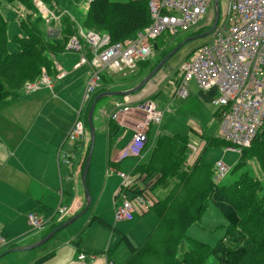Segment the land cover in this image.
Listing matches in <instances>:
<instances>
[{
    "label": "built area",
    "instance_id": "2783aa9c",
    "mask_svg": "<svg viewBox=\"0 0 264 264\" xmlns=\"http://www.w3.org/2000/svg\"><path fill=\"white\" fill-rule=\"evenodd\" d=\"M39 11L52 21L59 22V16L51 12L40 0L36 2ZM150 24L139 31L128 44L112 42L107 33L81 29L72 36L67 51H83L87 46L89 55L82 53L81 65H88L90 71L85 85L83 102L89 100L104 88L103 73H119L122 67L136 68L139 61L154 55L155 42L165 32L176 35L185 30H198L206 23L212 26L214 15L209 10L214 0H149ZM221 16V20H220ZM211 38L200 46L189 58L174 70L167 79L171 86V97L187 98L189 83L195 82L201 93L210 94L211 103L220 115V138L229 142L227 149L241 152L249 148L264 125V0H227L226 11L221 15ZM210 30V29H209ZM62 73V68L57 65ZM51 77L43 73L40 79L27 82L24 86L31 93L43 86L51 87ZM103 92V91H101ZM79 116V115H78ZM164 111L153 100L141 104H118L110 114V120L125 133H131L128 143L115 147L112 153L114 163L128 157L141 158L150 145V133L154 126H160ZM85 135L83 121L77 117L68 134L71 141H79ZM155 141L152 142V145ZM62 158L69 165L71 161ZM214 180L219 183L229 172L221 161L213 166ZM122 183L118 195L137 185L136 174L116 171ZM146 186L132 198L123 197L115 206L116 221H128L136 210L148 212L155 204V196ZM66 206H60L56 214L63 215ZM32 230L44 229L47 221L32 213L29 216ZM10 241L0 235V251L8 248ZM96 253L80 252L78 259L94 262Z\"/></svg>",
    "mask_w": 264,
    "mask_h": 264
},
{
    "label": "trees",
    "instance_id": "16d2710c",
    "mask_svg": "<svg viewBox=\"0 0 264 264\" xmlns=\"http://www.w3.org/2000/svg\"><path fill=\"white\" fill-rule=\"evenodd\" d=\"M40 1L55 15L60 16L57 25L58 36L49 35L48 27L52 28L55 21H52L53 24L47 22L39 11L37 0H5L9 4L19 2L27 10L26 15L19 21L23 36L14 38V42L20 47L17 52L8 50L7 22L4 13L0 11V110L11 102V98L19 96L26 82L40 79L43 73L50 76L57 71V57L67 52V43L72 36L79 34V25L86 30L109 34L112 42L128 44L151 22L149 0ZM86 3L88 8L84 9L86 13L82 22L67 14L71 8ZM65 11L66 14H61ZM201 29L196 30L195 34L200 33ZM155 45L156 50H160L158 40ZM84 47L89 55L87 46ZM170 50L161 49L160 56L155 62L151 58L139 61L133 75L123 77L124 80L120 82L135 77L141 81ZM119 75L123 74L103 73L102 80L105 85L101 91L112 90L108 85L113 83L112 78ZM208 96L210 98V94ZM101 99L98 100L96 108ZM216 116L219 120L218 112ZM110 124V128L115 132L118 127L114 122ZM113 132L110 133V138L114 135ZM202 136L206 140L204 151L207 147L231 146L218 136L206 133ZM256 143L260 153L264 155V125L252 145L241 151L235 168L243 165L251 157H257L251 152ZM89 148L90 146L87 156ZM189 152L188 136L162 132L153 146L149 161L138 164L135 172L147 175L153 184L152 190L161 188L167 191V194L150 209L158 217L157 225L138 247L129 243L130 255L123 264H209L210 258H214L213 264H245L250 258L253 252L250 246L237 239L233 244L228 243L226 237L234 235L235 231L244 227L246 223L242 213L244 207L259 206L253 192L254 189L256 191L255 186L245 184L242 188L238 187V182L218 184L213 178L214 164H202L200 155L189 165L186 159ZM210 203L220 209L228 224L225 235L215 245L192 238L187 233L192 224L200 222ZM63 222L52 225L49 232ZM124 237L126 236L123 235ZM78 241L80 242V239ZM12 247L14 245L7 249ZM2 252L3 250L0 254ZM261 252L264 254V250Z\"/></svg>",
    "mask_w": 264,
    "mask_h": 264
},
{
    "label": "rangeland",
    "instance_id": "374dc122",
    "mask_svg": "<svg viewBox=\"0 0 264 264\" xmlns=\"http://www.w3.org/2000/svg\"><path fill=\"white\" fill-rule=\"evenodd\" d=\"M112 1L126 2L128 0H112ZM219 3H220V12L222 15L226 11L227 0H219ZM87 8H88L87 3L81 4L79 7L71 8L70 13L67 12V14L70 15L72 18L74 17L78 21L82 22L85 18V13ZM0 11L4 13L7 22L8 50L10 52H17L20 47L17 43L14 42V38L15 36H19V37L23 36V31L19 25V21L21 20V18H23L26 15L27 10L19 2H14L9 4L6 3L5 0H0ZM64 13L66 14V11L61 14ZM209 13L210 15H214V7L209 10ZM220 20H221V16H220ZM59 21H60V16H59ZM58 24L59 22L55 21L54 26H52V28L48 27L47 31L50 36H58L59 33L57 28ZM53 27H55V29H53ZM198 28L199 29L202 28L200 33L198 34H195V30L193 29L188 31L183 30L176 35H170L168 32H165L163 36L158 39L160 50L158 49L155 50L154 55L151 57V59L155 62L159 58L161 49L163 48H165L166 50H170V49L173 50L177 45L184 43L188 38L209 31V27L206 23H203ZM81 29L82 27L81 25H79V30ZM210 38L211 35L186 42L170 59H168L165 65L154 77V79H158L164 76V79L159 85L160 94L158 92L157 94L152 95L151 99H153L158 104L159 108L164 111V116L160 126L162 127L161 129L166 133H174V134L178 133L187 136L190 134L191 128L195 127L196 125L202 128V130L208 135L209 134L220 135V122L216 116L218 112V108L211 103L210 98L202 96L201 91L199 90L195 82L191 81L189 83V96L184 99L177 97L173 99L170 96L171 86L168 85L166 82L168 77H170L171 73L174 70H176L185 59L189 58V56H191L200 46H202L208 40H210ZM83 52L87 54L85 47L83 48V51H67L64 54H60L58 58L60 63L65 66L68 62H71L72 60L71 55H73L74 58H76V60L79 61ZM136 69L137 67L131 69L128 67H122L121 74L123 75L114 77L115 79L112 78L113 79L112 82H118V83L116 85L110 84L108 86L110 88L112 86L115 87L112 88V90H121L120 86L123 85H121L120 81L124 80L122 78L123 77L127 78L129 76H132L133 72ZM88 71H90L88 65H82L79 69L75 70L74 73H71L70 76H68L62 82V86L69 85V89L64 94V100H66L65 98L70 97L68 101L66 100L70 104V107L72 106L73 101L76 102L75 99L78 98V96L80 99L78 101L79 105L81 104L82 99H84L85 85L87 81V76L89 75ZM147 74H145L143 78ZM51 79L52 82L54 83L55 81H58L56 75L51 76ZM26 83L24 84V86H26ZM136 85L137 83L136 84L134 83V85H132L129 88H132ZM24 86L21 89L20 95L18 97L26 96L25 92L27 91V89ZM123 88L125 87L123 86ZM126 90L127 89H122L121 91H126ZM204 94L206 93H203V95ZM93 97H95V95H93L91 98ZM123 98L124 97L121 96H107L102 98L99 101V104L95 109L94 114L98 115V113L101 110H105L107 113H109L111 107L108 106L107 103L110 102L112 99L121 100ZM10 100L12 101L14 99L11 98ZM87 106H88V102H85L84 113L82 117L83 120H85L86 127L88 129L87 116H86L87 114L85 113ZM68 110L69 109L67 108H63V111L65 113H68L69 112ZM106 116H104V114H101V121L96 120L94 122L96 136H95L94 150H93L90 169H89V179H90L89 188L92 196V203L88 212L83 216H81L80 218H78L73 223H71L69 226L60 230L58 234H56L52 239H50L44 245L26 251H15L9 253L0 259V264H23L24 262L28 261L30 258L44 255L48 251V249L54 247L58 242H60V240H71V239L77 241L80 239L79 245L81 246V248H87V250L89 251L95 250L94 252L98 254H102L105 250H108V248H110L109 252L111 253L114 252L115 262L117 261V263L119 264L122 261H124L126 257L129 255V247H130L129 243L133 244L134 246L141 245V243L144 242V240L151 232V230L155 227L156 221L158 219L156 218L154 213H150L145 217L137 216V218H135V220L131 222L115 221L114 212L112 210L111 205L106 206L105 204H102L101 207L102 211L98 210L97 213H94L95 210L97 209V206H95L97 191L102 189V186L106 183L107 180H109L110 182L111 181L118 182V180H120L116 176L114 170L115 168H112V165L108 164V160L106 159L105 165H103L101 161L102 157L104 156V152L107 153V150H110L111 146L115 144L118 137V136H114L110 138L109 136L110 122L106 119L107 118ZM104 126H106V132H104L103 130ZM157 128L158 127H156V129ZM119 132L120 135H122L125 132V130L120 129ZM89 137H90V132H89ZM203 137L204 136L201 135V140L198 138L189 139L190 152L187 155L188 158H186L187 163L188 162L193 163L196 159H198V157L203 152L206 143V142H202ZM122 140L123 141L120 144H124L125 140H128V137H125V139ZM257 144L258 143H256V145L253 146L251 149V152L256 154L257 159L255 157H251L249 160L244 162V164L239 166L238 168H235V165L240 158L241 152L237 150H228L227 148L207 147L205 151L202 153L200 159L202 164H215L221 161L229 168L228 174L223 179H221L218 184L228 185L231 183L238 182V187L240 186L243 188L245 184H248L252 186L254 185L256 188V191L254 189L253 192L256 200L259 203L258 204L259 206L257 208H254L252 205L244 207L242 211L246 221L244 227L239 229L238 231H235L233 233L234 235L226 237V242L228 243L233 244L235 243V239H237V241L244 242L248 246H250L251 249H253L250 258L247 260L245 264H264V254L261 252L262 250H264V155L260 153L259 151L260 149H258ZM201 146L204 147L200 151L198 147L200 148ZM97 160L98 163L96 162ZM139 161H140L139 157H128L121 162L119 170L125 172L126 174L133 175L134 174L133 169H135V167L139 164V163L137 164V162ZM138 173H140L142 176L146 175L145 173H141V172ZM79 178L81 179V177ZM249 180L251 182H249ZM121 183L122 180L119 181V185H118L119 188ZM153 194L154 196L157 197V199L160 198L162 199L167 194V191L161 188H156ZM102 203H105V201L102 200ZM65 204H68V199L65 201ZM58 208L55 207L52 214L55 213L58 210ZM36 212L41 213L40 211H36ZM97 215L101 219L105 220V222L110 224L111 228L108 225L99 224V220L96 219ZM61 216L62 215H59V217ZM143 217L144 219H142ZM150 218L153 219V221L151 220V222H148L147 220ZM140 219L145 220L143 224L146 225L145 230L135 228L137 223L140 221ZM90 220L94 222L88 225ZM227 226L228 224L223 213L220 211V209L217 206H215L213 203H210V206L207 208L200 222L196 224H192L187 233L192 238L215 245L225 235ZM28 231L29 233L34 232V230H32V227L30 225L27 227L26 232ZM45 232L46 230L37 231L35 234L36 235L39 234L40 236H42L45 234ZM123 235L127 236L128 241H125L123 239ZM37 242L32 243L30 245H34ZM27 244H28L27 239L23 241L20 240L18 246L16 245L12 248H17V247L23 248L30 246ZM213 261L214 258H210L208 260L209 264H213L212 263Z\"/></svg>",
    "mask_w": 264,
    "mask_h": 264
},
{
    "label": "crops",
    "instance_id": "0c3cea01",
    "mask_svg": "<svg viewBox=\"0 0 264 264\" xmlns=\"http://www.w3.org/2000/svg\"><path fill=\"white\" fill-rule=\"evenodd\" d=\"M71 56V62H68L65 66L60 63L57 57L58 63H56V65L62 68V73L57 70L54 74L50 75V77L56 75L58 79L55 83L53 82L51 87L45 86L35 92H25V97L15 98L0 110V235L10 241L11 245L14 244V246H18L20 240L23 241L27 239V245L39 241L49 232L52 225H57L61 221H65L77 215L86 207L87 198L82 184V175L86 163L85 157L87 156V150L90 146V137L88 132L89 129H87L85 120H83L82 116L85 102H88L85 112L88 114L90 106L97 95L84 102L82 99L80 105L78 104L80 100L78 96V98L75 99L76 102L73 101L71 107L67 102L70 97L65 98L67 101L64 100V94L69 89V85L62 86V82L70 76L71 73H74L75 70L82 66L80 60L77 61L73 55ZM111 74L118 75L119 73ZM163 79L164 76L153 79L143 90L124 97L121 100L112 99L107 103V105L111 107L109 113H111L118 104L129 103L137 105L148 100H153L151 99L152 95L158 92L160 94L159 85ZM139 81L140 79L135 77L126 80L124 83L121 82V85L125 88L120 86V89L129 90L131 89L129 87L134 85V83H139ZM117 83L118 82H113L111 84L116 85ZM112 88L115 87L112 86L111 89ZM201 94L209 98L208 94ZM61 107L69 109V112L65 113ZM105 112V110H101L98 115L94 114V122L96 120L101 121V114H104V116L107 115L106 119L111 123L112 121L109 118L110 114ZM77 117L83 121L85 135L79 141H71L68 139V132L72 130L71 127L75 124L74 122ZM156 127L158 128L156 129ZM156 127L152 128L150 133V145L147 146L143 156L139 158L140 161L137 162V164L149 161L153 146L155 145H152V142H156L158 136L164 132L161 126ZM103 130L106 132V126L103 127ZM119 131V128L115 132H113L111 128L109 129V136L110 133L113 132L114 135L112 137H118L115 144L111 146L110 150H107V153L104 152V156L101 159L103 165H105L107 159L108 164H111L112 168H115V173L119 170L122 161L117 164L114 163L112 153L115 151V147L128 143L132 138L131 133L124 132L125 134L123 133L120 135ZM203 133L205 132L202 128L195 125V127L191 128L190 134L187 136L189 139L198 138L201 140V135ZM215 136L220 137L219 135ZM125 137H128V140H125L124 144H120ZM205 141L206 140L202 138V142ZM203 147H198V149L201 151ZM64 157H69L67 159L71 161V164L67 165L63 163L62 158ZM96 162L98 163V160ZM188 164L191 165L192 163L188 162ZM137 166L133 169V173L136 174L137 185L118 195L116 192L119 189L118 185L121 178L116 173V176L120 179L118 182H110L107 180L102 186V189L97 191L95 203L97 209L94 213H97L98 210L102 211V204L106 206L111 205L115 219L114 208L117 203L122 201L123 197H134L144 186L152 190L153 184L150 183L151 180L149 179L148 181L146 175L142 176L140 173L135 172ZM79 177H81V179ZM89 182L88 172V188L90 187ZM153 192L152 190V193ZM67 199L68 204H65ZM102 200H104L105 203H102ZM155 200L157 202L159 199L155 196ZM154 205L155 204H153L151 208ZM60 206H66L67 211L61 217H59V214H56V212L53 213V215L52 212L54 208ZM36 211H40L41 213ZM32 213L39 215L47 221L44 229L39 230H46L45 234L42 236L39 234L36 235L35 233L37 231L32 232L33 234L29 233V231L26 232L27 227L30 225L29 216ZM150 213H154V211L148 210V212L142 213L136 210L133 213V218L128 220V222L134 221L137 216L145 217ZM155 216L158 219L156 214ZM96 217V219L99 220V224L108 225L111 228V225L105 222V220L101 219L98 215ZM144 217L142 219H144ZM142 219L137 223L136 229L145 230L146 225H143L145 220ZM151 220L153 221L151 218L147 221L151 222ZM92 222L94 221L90 220L88 225ZM157 223L158 220L155 226ZM126 237L123 239L128 241ZM8 247H10V245ZM94 251L81 248L77 240H60L54 247L48 249L44 255L30 258L23 264H118L117 261L115 262L114 252H109L110 248L103 253L99 252L102 254H98ZM80 252L96 253L99 257L92 263L80 261L78 259ZM126 259L119 264H123Z\"/></svg>",
    "mask_w": 264,
    "mask_h": 264
},
{
    "label": "water",
    "instance_id": "95a60500",
    "mask_svg": "<svg viewBox=\"0 0 264 264\" xmlns=\"http://www.w3.org/2000/svg\"><path fill=\"white\" fill-rule=\"evenodd\" d=\"M219 16H220V3H219V0H214V20H213V24H212L209 31L202 33V34H199V35L192 36V37L188 38L184 43L177 45L166 56H164L161 59V61L133 88L126 90V91H121V90L103 91V92L99 93L94 98V100L90 106V109L88 111V114H87V124H88V129L90 132V148H89L88 156L86 158L85 168H84L83 175H82V184L84 186L85 194H86V198H87V203H86L85 209L82 212L78 213L77 215L65 220L62 224L57 226L55 229L51 230L36 244L30 245L28 247H23V248L17 247V248L7 249L0 254V259L3 258L5 255L12 253V252H15V251H26V250H30V249L44 245L46 242H48L50 239H52L56 234H58V232L60 230L69 226L71 223H73L78 218H80L81 216H83L84 214H86L88 212V210L91 206L92 197H91L89 188L87 186V175H88V172L90 169L92 154H93V150H94V143H95V136H96L95 125H94V112H95L98 100L101 98L107 97V96L127 97L129 95L135 94V93L143 90V88H145L154 79L156 74L161 70V68L165 65V63L168 61V59H170L186 42H188L190 40L209 36L214 31V29L216 28V25L219 21Z\"/></svg>",
    "mask_w": 264,
    "mask_h": 264
},
{
    "label": "clouds",
    "instance_id": "9594fccd",
    "mask_svg": "<svg viewBox=\"0 0 264 264\" xmlns=\"http://www.w3.org/2000/svg\"><path fill=\"white\" fill-rule=\"evenodd\" d=\"M6 250H7V248H6ZM4 251H5V250H4ZM4 251H3V252H4Z\"/></svg>",
    "mask_w": 264,
    "mask_h": 264
},
{
    "label": "bare ground",
    "instance_id": "6f19581e",
    "mask_svg": "<svg viewBox=\"0 0 264 264\" xmlns=\"http://www.w3.org/2000/svg\"><path fill=\"white\" fill-rule=\"evenodd\" d=\"M82 27V26H81ZM137 66V65H136ZM105 85V84H104Z\"/></svg>",
    "mask_w": 264,
    "mask_h": 264
}]
</instances>
